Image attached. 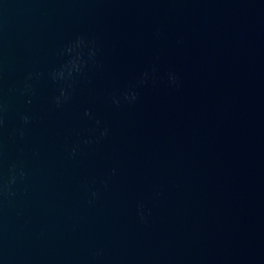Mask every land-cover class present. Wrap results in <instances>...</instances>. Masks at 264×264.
Segmentation results:
<instances>
[{
	"label": "water",
	"instance_id": "water-1",
	"mask_svg": "<svg viewBox=\"0 0 264 264\" xmlns=\"http://www.w3.org/2000/svg\"><path fill=\"white\" fill-rule=\"evenodd\" d=\"M0 264H264V0H0Z\"/></svg>",
	"mask_w": 264,
	"mask_h": 264
},
{
	"label": "clouds",
	"instance_id": "clouds-1",
	"mask_svg": "<svg viewBox=\"0 0 264 264\" xmlns=\"http://www.w3.org/2000/svg\"><path fill=\"white\" fill-rule=\"evenodd\" d=\"M85 43L84 39L81 38V37H78L72 44L71 46H69L67 48V51L69 53H72V52H76V49L80 48L83 44ZM94 55V53H92ZM80 66H81V59H80V53L79 52H76V54L69 60V62L67 64H65L64 66H62L60 69L58 70H54L52 72V78L54 80H63L66 78V73L68 76H71L72 72L74 70H79L80 69ZM144 76L145 78H147L148 76V73L145 72L144 73ZM168 79H169V82L171 84H177L178 83V76L175 74V73H169L168 75ZM143 82V81H142ZM137 92L135 91H128L125 93L124 95V99L127 100L129 103L131 102H134L136 99H137ZM62 98L63 99H67V96L66 94L64 93L63 90H61V94L60 96L56 97L55 100H56V103L57 105H59L61 102H62ZM120 101L117 99L115 100V103H119ZM24 121L25 122H28L29 118L27 116L23 117ZM106 131L107 130H104V132L101 133V135H104L106 134ZM74 151V150H73ZM21 176L24 175L23 171H21L20 173ZM16 180V175L13 174L12 178H11V182H15ZM97 194L95 192L92 193V196L95 197ZM141 219L142 220H145V217L143 214H141Z\"/></svg>",
	"mask_w": 264,
	"mask_h": 264
}]
</instances>
